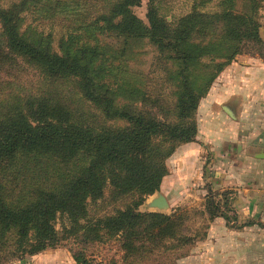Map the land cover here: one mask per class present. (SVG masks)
Masks as SVG:
<instances>
[{
	"label": "trees",
	"instance_id": "obj_1",
	"mask_svg": "<svg viewBox=\"0 0 264 264\" xmlns=\"http://www.w3.org/2000/svg\"><path fill=\"white\" fill-rule=\"evenodd\" d=\"M214 1L194 0L172 18L164 0H148L146 23L133 12L141 0L0 4V264L27 262L79 234L85 247L118 238L121 257L107 264H175L163 258L192 243L188 210L139 207L159 192L176 148L194 142L199 103L224 68L241 54L264 58L263 0ZM25 13L51 31L21 30ZM144 40L156 51V79L128 76ZM123 200V209L88 218L90 203ZM205 213L218 216L212 196ZM59 216L69 224L62 237ZM84 253L71 252L76 264H91Z\"/></svg>",
	"mask_w": 264,
	"mask_h": 264
},
{
	"label": "crops",
	"instance_id": "obj_2",
	"mask_svg": "<svg viewBox=\"0 0 264 264\" xmlns=\"http://www.w3.org/2000/svg\"><path fill=\"white\" fill-rule=\"evenodd\" d=\"M200 102L205 109L195 140L179 145L166 162L168 175L145 201V212H155L147 204L158 193L170 213L190 209L191 199L204 208L212 196L218 216L184 264H264V58L236 56ZM27 264L76 263L67 250L49 249Z\"/></svg>",
	"mask_w": 264,
	"mask_h": 264
},
{
	"label": "rangeland",
	"instance_id": "obj_3",
	"mask_svg": "<svg viewBox=\"0 0 264 264\" xmlns=\"http://www.w3.org/2000/svg\"><path fill=\"white\" fill-rule=\"evenodd\" d=\"M12 1H18V0H0V4L7 5ZM214 2L215 1L212 0V3ZM212 3L209 4L207 7L211 8ZM262 3L263 4L258 14V19H259V23H262L264 27V0ZM194 4H195L194 0H164L163 7L165 8H163L164 9L163 14L166 15L167 17L177 18L187 13ZM147 6H148V0H141L140 5L133 9L134 14L144 23H146ZM24 17L25 19L21 25V30L33 26V29H35L37 32L44 33L45 35L51 31V26L50 24H48V21L42 18H38L35 13L34 14L25 13ZM53 31L55 36L53 42V48L57 51V39L60 34H58L57 27L56 28L54 27ZM133 54L134 55L130 56L129 63H127L128 67L130 68L128 76H130V74H132L133 71L137 70L138 72L143 73L145 78L156 79L157 72L154 71V66H153L154 58L156 57V51L154 47L151 46L146 40H144L140 44H136V48H134ZM33 72H31L28 75V79L31 80V83H34V79L35 81L37 79L36 77L37 75H34L36 74V72L34 73ZM5 80L11 81V78L7 77ZM63 94L65 95V92H63ZM203 109H205V107L203 108L202 103L200 102L198 109L195 113V119L196 122L198 121L199 126L202 123L201 112H203ZM212 109L217 110V107H213ZM244 122L248 124L250 120L244 119ZM166 168H167V174H166L167 176L169 172L167 164H166ZM108 195H109V191L106 190L104 197L106 198L108 197ZM147 199L148 197L145 199V201ZM145 201L139 207L140 212H145V208H146ZM197 201L198 200L191 199L188 202L189 205L192 204V202L196 204L191 205L192 207L188 209L186 214L187 220L184 223V230H183L184 234L192 239L191 240L192 243L188 246H184L175 251H171V250L167 251V253L164 254V258H163L164 261L169 260L171 262H174L175 264H184L185 261L188 259L187 257H190V255L193 254V252L198 249L197 246L195 245L202 241L203 236L205 235L207 229L209 219H208V214L204 212L205 207L204 208L201 207V205H199ZM110 203L109 204L107 202L105 203V201L104 202L98 201L95 203V205L90 203V205H88L87 207L88 218H93L95 216H102V215H110L114 213L116 209H123L125 206L124 200L121 201L120 204H112V203L110 204ZM163 213L171 214L170 211L168 210ZM68 227L69 224L66 218L59 216L55 223V229L60 234V237H62L63 228L65 229ZM79 235H77L76 237L73 236L63 241L60 247L50 250L63 249L65 251L67 250L71 254V252H75V251L80 252L82 248H84L85 249L84 259L90 262L91 264H107L111 260L119 261L122 253L119 249L118 238L108 239L107 241L105 240V242L103 243H92L85 247L82 245L81 238H79L80 237ZM4 264H27V262L25 260L23 261L12 260V262L9 261Z\"/></svg>",
	"mask_w": 264,
	"mask_h": 264
},
{
	"label": "water",
	"instance_id": "obj_4",
	"mask_svg": "<svg viewBox=\"0 0 264 264\" xmlns=\"http://www.w3.org/2000/svg\"><path fill=\"white\" fill-rule=\"evenodd\" d=\"M147 207L159 213H163L169 209L166 198L159 193L151 202L147 204Z\"/></svg>",
	"mask_w": 264,
	"mask_h": 264
}]
</instances>
